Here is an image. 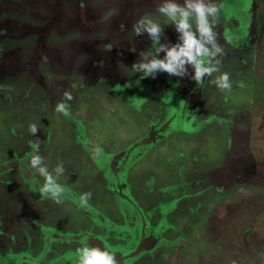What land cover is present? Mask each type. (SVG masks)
<instances>
[{
    "label": "rangeland",
    "instance_id": "1",
    "mask_svg": "<svg viewBox=\"0 0 264 264\" xmlns=\"http://www.w3.org/2000/svg\"><path fill=\"white\" fill-rule=\"evenodd\" d=\"M43 1L1 0L0 5L13 7L18 13L15 14V19L26 24L30 22L36 24L31 20L32 13L47 14L51 3L58 7L57 10L61 7L65 9L63 19L66 22L63 23L67 24L76 14L78 23L75 21V24L68 29H65L66 24L61 23L58 25L59 30L54 28L50 31L47 44L59 47H69L73 41L82 40L84 36L82 31L87 33L90 29L87 28L89 25L87 22L101 27L106 20L111 21L113 17L116 18L117 13L122 12L121 9L125 5L133 7L135 14L140 13V18L150 15L153 20L161 24L165 32L161 43L177 42L178 34L171 22L156 11L157 5L162 0H146L144 4L140 3L141 0ZM134 2L140 3L139 8H135ZM178 2L183 3V0ZM222 2L223 0H218L223 7L220 22L215 30L219 34V43L229 47L227 50L231 53L228 54L225 50L226 55L220 58V72L205 77L207 80L204 78L202 86H197L195 82L191 83L192 86L185 87L187 90L184 92L182 82L185 83L186 78L175 79L174 76L159 73L155 78L156 88H161L164 81L170 80L169 112L165 105L164 108H154L155 99L150 100L146 106L140 104L141 109L136 108L126 99L128 97L126 94H129L133 95L135 102L142 101L138 93L140 94L141 89L146 87L147 79H142L140 73L132 72L131 64L127 60L133 55L129 49L120 57L123 62L117 63L116 68L119 70L116 74L112 72V75H105L104 78L93 79V74H88L87 79H84L85 75L82 77L75 66L81 65L84 56L82 52L77 53L75 47L73 53L77 57L75 56L74 63H69L66 68L60 67L63 64L55 65L58 69L57 74L52 75L51 66L47 65V67L44 64V82L56 86L63 81L75 84V88L70 87L69 90L73 96L71 101H65L60 92L35 93L30 97V91L27 89L17 90L7 85L0 88V98H8L9 96L3 97V95L13 93L10 103H7V99L0 102V167L7 164L18 169L17 167L21 165L18 160H23L21 166L28 172L25 173L27 178L21 171H13L11 167L0 173V204H3L0 212L2 215L0 264H28L26 259L36 261L42 256L40 253L44 239L39 237L43 235L41 232L32 240L35 247L32 252L25 253L28 256L23 255L26 257L24 261L15 263L17 258L4 255L8 248L16 247L13 253H17L24 249L22 247H26L24 235L26 236L25 229L28 225L24 223V215L27 211L34 212L40 217L42 210L43 215L47 213L50 217V221L45 224L59 229L70 227L76 232L77 227L81 228L86 224L84 228L91 234L110 237L111 239L108 238L110 241L105 240L108 241L105 242L98 236L104 246L110 245V249L114 248L117 243L116 236L114 237L115 234L106 228L107 225L119 226L123 223L121 219L124 218V214L120 213L123 206L118 201L117 191L110 188L114 183L109 182V178L116 174L118 178H125L129 189L135 194L139 193L146 184V179L150 178V181L153 179L154 187L150 188L152 191L148 195V198L152 199L153 207H163L161 203H166L170 199V205L178 208L170 216V226L173 228H170V237L169 233L166 236L167 231L163 232V237L170 241V246L158 244L156 249L150 248L154 250L153 258L151 261L150 256H146V264H264V170L252 178H241L239 182L228 180V183L222 185L220 192L207 193V190L210 191V186L217 181L211 179L214 174L217 176L215 163L217 168L224 164L220 170L227 167L225 170L231 172L229 177L236 175L233 167H230V162L238 158L239 152L247 158L246 160L251 155L257 162L264 164V0H228L226 8ZM22 5H25L27 13L21 17L19 15ZM77 6L78 13H75ZM45 7L48 9L45 10ZM255 10H258L255 18L257 23L255 22L256 27L253 30L251 18L255 15ZM1 14L3 18L4 12L2 11ZM11 15L14 17V13ZM234 19L239 20L240 28L237 29V22L235 23ZM229 27L236 30L231 33V30L227 29ZM132 29L133 26L127 31V36L131 38L136 37ZM94 35L101 38L104 34L100 31ZM29 36L32 46L36 33H30ZM26 42L4 41L2 45L7 48L6 51L11 47H17V44L22 49H26L30 47ZM149 44L151 46V41ZM246 45L254 49H246ZM163 55L161 53L160 58H163ZM138 58V56L134 58L135 61L132 63ZM15 63L13 61V64ZM224 72L230 74L232 84L230 90H221L213 83L215 78ZM189 73H192L191 68ZM18 79L20 80L16 81V85L19 86L23 82L21 80L24 79V74L17 73L15 80ZM101 79H106V82L102 80L104 83H96ZM161 79L163 82H160ZM5 80L4 83L14 81V79ZM91 83L94 87L88 90ZM65 87L69 89V86L61 84L60 91H64ZM200 87L201 89L203 87L202 92ZM115 90H118L116 91L118 95ZM174 95L182 102L176 109L172 107L174 106L172 103L176 101L173 99ZM162 96L168 97L167 91L165 95H160ZM157 98L156 103L160 105L161 100L159 96ZM25 101L30 102L31 107L23 106L22 102ZM58 102L68 105L67 117L55 111ZM209 112H214L218 117L223 118L224 129L219 130V127L212 125L203 133L197 128L192 130V125L198 126V120ZM147 120L149 125L144 127ZM30 124H36L39 128L35 135L29 132ZM153 124L156 128L155 138L151 135L145 137ZM79 136H82L83 140L77 142ZM147 137L150 139L147 145L134 146L138 139ZM37 142L40 145L39 155L44 158V165L50 171L58 163H63L65 172L57 177V182L72 194L67 195L71 196V201L64 198L62 203L57 204L50 198L45 199L44 196L40 200L37 198L39 191L30 189L26 185L27 180L28 184L30 181L40 186L44 183L43 177L30 168V158L24 155L31 154V145ZM94 147L103 150L101 156L94 158ZM130 148L135 149L136 152H133L134 155L127 158V161H122L121 156L117 157L119 152L126 153ZM225 148L226 154L222 156ZM141 150V157L135 164L133 157L139 155ZM12 154L16 155L13 159ZM107 155L108 157L114 155L113 160L107 159L109 166L106 162ZM226 159L228 164L225 163ZM120 161L123 163L120 164ZM111 163L112 168H110ZM208 165L212 167L204 168L205 174L197 170L201 166ZM130 168L132 170L127 171ZM124 178L121 180L123 181ZM1 180L8 184H2ZM169 184L170 196L164 191L165 185ZM200 190H203V193L198 196ZM88 192L92 194L88 202L90 207L81 208L79 197ZM220 193L224 195L221 196ZM201 200L205 203L214 202L215 205L212 204L214 208L210 206L212 212L206 206L197 205ZM131 209L134 215L135 207ZM128 211L130 216L126 215L131 220L133 215L129 209ZM103 219L105 224L102 223ZM181 232L182 234H179ZM72 245L76 247L77 243H70V246ZM59 251L62 252L60 249ZM2 256H5V259ZM44 257L46 259V256ZM48 258L53 257L50 255Z\"/></svg>",
    "mask_w": 264,
    "mask_h": 264
},
{
    "label": "flooded vegetation",
    "instance_id": "2",
    "mask_svg": "<svg viewBox=\"0 0 264 264\" xmlns=\"http://www.w3.org/2000/svg\"><path fill=\"white\" fill-rule=\"evenodd\" d=\"M40 2H44L43 0H40ZM144 2H146V0H141L140 3L144 4ZM227 2L228 0H223V4H225V8L227 7ZM0 3L2 4L1 0ZM139 2H134L135 4V8H139L140 6ZM57 4V3H56ZM58 5V4H57ZM139 5V6H138ZM55 4L51 3L50 4V9L48 8H44L45 10L48 9V13L47 14H41L39 12L36 13H32V17L36 22V24H33L32 22L26 24V22H23L21 20H17L15 19V14H18L16 12V10H14L13 7H7V6H2L0 5V88H2L3 86L7 85L13 88H16L17 90L19 89H27V91H30V97L32 95H34L35 93L37 94H42L44 92H46L47 94L49 92L55 94V93H62V98H64V92L66 90H70V87L73 85L72 82H66L63 81L62 83H60V85H64V86H69L65 87L64 91H60V88L56 85H53V83L47 82V81H43L44 79V74H43V67L44 64L47 66H51L52 68V75L57 74L58 73V69L55 67V65H61V68H66V66L68 67L69 63L73 64L76 59V57L74 56V47L77 53H83L82 56H84L81 62V65H77V67L75 66V68H77V71L80 72V74H82V77H84L83 75H85L87 79L88 74L91 75L93 74V79H96L97 77H105V75H112L111 73L113 72V74H116V71H118L119 69L116 68L117 67V63H121L123 61H121V58L126 50H130L134 47L136 49L135 52L131 51V54H133L130 59H127L129 61V63L132 66V62L135 61L133 60L134 58H136L138 56V53L141 50H147L148 48H150V44H149V39L147 36H136V37H128L127 36V31L130 29L131 26L134 25L135 21L138 20L141 16L140 13H136L135 9L133 7H128L127 5H125V7H122L123 9L122 12L117 13L118 17L116 16V18L113 17V19H111V21H107L105 23L102 24V26L100 27L99 25H94L93 23H88L87 22V28L88 32L86 33V31H82V33H84V36L82 37V40L80 39V41H73L69 46V47H59L58 45H54V44H47V40L48 38L50 39V37L48 36L50 31L54 28L58 29V25L62 24H66L63 22H66L63 19V11L65 9H63L62 7L58 9V7H54ZM81 6V5H80ZM82 10V6L80 7ZM21 9V15L19 16H24L25 13H27V10L25 8V5H22L20 7ZM155 9V8H152ZM76 12L78 13V6L76 8ZM2 11L4 12V16L3 18H1L2 16ZM258 10H255V15L251 18L252 22L251 25L253 27H251L253 30L255 29V24L257 23L255 21L256 18V13ZM140 12V11H139ZM14 13V17H12L11 14ZM133 15V16H132ZM76 16V14H75ZM73 17L72 20L70 19V21L66 24V28L68 29L70 26H73L76 23H78V19L76 17ZM235 23L237 22V29L240 28L241 25H239V20L234 19ZM254 21V22H253ZM256 22V23H255ZM85 23V22H84ZM254 23V24H253ZM120 24H122L123 26H120ZM85 26V25H84ZM195 26V25H194ZM231 30V33H233L236 29H232L231 27L227 28ZM59 30V29H58ZM36 31V32H35ZM100 31H103V36L100 38V36H95L94 34L99 33ZM36 33V38H35V42L33 43L32 46H30V33ZM97 32V33H96ZM87 34V35H86ZM19 40H24L27 41L26 43H28V45L30 47L26 48V49H22L18 44L17 47H11L9 48V50L6 51L7 48H4L2 45V42L4 41H19ZM136 42V43H135ZM68 45V44H67ZM103 45H105V47H103ZM110 45L111 46V50L108 51L106 50V46ZM64 46V45H63ZM241 46V45H240ZM27 47V45H26ZM118 48V50H117ZM225 50H227L228 48L225 46L224 47ZM115 49V50H114ZM246 49H254L250 48V46L246 45ZM25 50V51H24ZM228 54L231 53V51H228ZM76 54V53H75ZM128 54V55H131ZM49 58L50 62H49ZM53 59V60H52ZM126 60V61H127ZM13 61L16 62L15 64H13ZM45 66V68H47ZM105 68V69H104ZM17 73H23L24 74V79H22L21 81L22 84L21 85H16V74ZM64 74V73H63ZM66 75V74H65ZM162 75V74H161ZM160 75V76H161ZM116 76V75H115ZM142 78V77H141ZM175 79H177L178 77H174ZM186 78V82L184 83V81L182 82V86L183 88H189L191 87V83H193L194 81ZM208 78V77H207ZM207 78H205L207 80ZM5 79H14V81L8 82V83H4V81H6ZM78 80V79H77ZM102 80H105L104 82H106V79H101L100 81H96V83L98 82H103ZM62 81V80H61ZM103 82V83H104ZM160 82H163V80L161 79ZM207 82V81H206ZM78 82H76L77 84ZM93 83V81H92ZM89 84L90 86L87 88L89 89H93L94 85ZM154 83H156L155 79H146V87L142 88L141 93L138 95H140L142 101L139 102H135V100L133 99V95H129L126 94L128 97L126 98L128 101H131L133 103V106H135L136 108L139 107V109H141L140 104L143 105H147L150 103V100L155 99V103L153 104L155 107L154 108H164L163 105H165V107H167V112H169V108H170V80L164 81L163 82V86L161 88H156L154 86ZM204 83V81H203ZM48 86H47V85ZM51 84V85H50ZM157 84V83H156ZM37 87H36V86ZM111 85V84H109ZM23 86V87H21ZM78 86V84L76 85ZM114 86V85H113ZM113 86H110V88H113ZM21 87V88H20ZM244 87V86H243ZM72 88V87H71ZM109 88V89H110ZM183 89V92L187 89ZM203 89V87H202ZM200 87L201 92L203 91ZM54 90V91H53ZM118 90H115V93L117 94ZM167 91V95L168 97H160V95H165V92ZM174 91V90H173ZM18 93V92H17ZM179 93V92H178ZM176 93L177 95H180ZM134 94V93H133ZM175 94V92L173 93ZM50 95V94H49ZM118 95V94H117ZM156 95L159 96V99L161 100V104L157 105V101H158V96L155 97ZM7 97L8 98H0V102L3 100H8L7 103H10V100L13 97V93L9 92L6 95H3V97ZM49 96H47L48 98ZM32 99V98H31ZM140 99V100H141ZM173 99H175L176 101L172 104H174L173 109H176L177 107L181 106V99L177 98L176 95L173 96ZM30 100V99H29ZM159 100V101H160ZM14 102V101H13ZM12 102V103H13ZM21 103V102H20ZM30 102H22V105L25 107H31V104H29ZM164 103V104H163ZM139 105V106H138ZM152 105V107H153ZM201 107V106H199ZM198 109V107H197ZM170 114V113H169ZM203 114V113H202ZM218 114H215L214 112H209L206 114L205 117H202L201 120H198L199 124L198 126L192 125V130L199 129V132L205 131L208 127L210 126H217L219 127L218 129H224V123H223V118H220L217 116ZM170 119H173L170 117ZM169 119V122H170ZM148 120L145 123L146 125H149ZM165 126V125H164ZM152 129H149L147 135H151L155 138V130L156 128L154 127V124L151 127ZM157 129H162V127ZM201 133V134H202ZM227 137V136H226ZM148 138V137H147ZM143 138L141 140H137V142L134 144L135 147L137 146H144L147 145V141L150 140L149 138ZM152 138V137H151ZM79 140H83L82 136H79V138L77 139V142ZM18 144V142H16ZM247 145H248V141H247ZM134 147V148H135ZM135 150V149H134ZM133 149H129L127 150L126 153H118V158L120 157V159L122 161L126 160L127 158H130L134 151ZM226 148L225 151L223 152L222 156H225L226 154ZM147 151V150H146ZM32 152V150L30 151V153ZM142 150L138 153L139 155H137L136 157H133V162L135 164H137V159L139 157H141L140 155ZM16 154V153H13ZM12 154V159L14 156ZM115 154V153H114ZM24 155H27V157L30 158V154L29 153H25ZM114 158L113 156H106V162L108 165V160ZM108 159V160H107ZM228 159V157H227ZM226 159V164H228V161ZM247 158L244 157L242 155L241 152H239L238 154V158H235L233 161L230 162V167H233V171L236 172V175H232V177H229V174H231V172L226 171L225 169L220 170L222 167H224L223 165H219V168H217V163H215V171H217V176H215V174L212 176L214 181H216V184L211 185L210 186V192L209 190H207V193H218L221 191L222 185L228 183V180H233L234 182H239V180L242 179H248V178H252V176L258 175L261 173V171L264 170V164L263 163H259L257 162L253 157H251V155L249 156V159L246 160ZM15 160V159H14ZM105 160V159H104ZM113 160V159H112ZM118 161V160H117ZM5 162V161H4ZM11 162V160H10ZM14 162V161H13ZM19 163H23V160L19 161ZM101 164V161L99 162ZM123 163L120 161V164ZM127 163V162H125ZM5 164V163H4ZM128 164V163H127ZM20 165V164H19ZM18 166V169H14L13 165L12 166H8L6 165H2L0 167V173L4 172L5 169H7L8 167H11V169L13 168V171H21L22 175H24V177L27 178V171H25L24 168H22L23 166ZM6 166V167H5ZM109 166V165H108ZM126 166V165H124ZM123 166V167H124ZM211 165H208L206 167H199L197 168L198 171L202 172V174H205L206 171L204 170V168L210 167ZM101 167V166H100ZM212 167V166H211ZM110 168H112V163L110 164ZM128 168V165H127ZM134 168V166H133ZM126 168L124 167V170ZM113 170V169H112ZM132 170V168H130L127 171ZM126 171V172H127ZM113 172V171H112ZM1 176V175H0ZM218 179H217V178ZM124 177H119L116 174L113 175L112 177H110L109 182L113 181L114 184H112V186H110L111 189H115V191H117V195L119 196V202L121 203V205L123 206L122 209H120V213L124 214V218L121 219L123 221V223H120L119 226L117 225H107V230L108 231H112L116 236L115 239H117V243H115L114 248L110 249L111 246H104L102 243V239L108 240L110 241V237H104L101 234L99 235H95V234H91L90 232L87 231V229L84 228V226H86V224H84L81 228L77 227L75 229L76 232L72 231L74 230V228H70V227H61V229H59L58 227L55 226H50L48 224H45V222L47 223L48 221H50V217L47 215V213H45V215L42 214V210H40L41 215H39L40 217H38V215H35L34 212H24V217H25V221L24 223H26V225H28V227H26L25 229V234L24 235V243L26 245V247H22V251L21 252H17V253H13V249H16L11 247L8 248L9 250L7 251L6 254H4L5 256H9L10 258H17V260L15 261V263H20L22 261H24V259L26 257H24L23 255L28 256L25 253L28 252H32V249L35 248L33 247V241L35 239V236H37V234H39V232H41V237L42 239H44L43 246H42V250L40 255H42L41 257L39 256L38 259H36V261H31V259H26V262H28V264H77V249L82 248L84 246L87 245H92V246H102V248H107L108 250L112 251L113 253H115L116 255V259L120 261V264H132L134 261V264H146L147 260H146V256L149 257L150 256V260L152 261V256L154 253V248L156 249V246L162 245L163 246H170V241L165 240L166 238L163 237V232L167 231V235L169 233V237H170V228H172V226H170V216L171 214L178 209L177 207L175 208L174 206L170 205V199L166 202V203H161L163 205V207H158L155 208L152 205V199L148 198L149 193L152 191L150 190V188H153V183L155 181H153V179L150 178L146 179V184L143 185V187L140 189V192L135 194L134 192L131 191V189H129L127 182L124 180L122 181L121 179H123ZM209 181V180H208ZM2 184H8L5 183L4 181H2ZM26 182V181H25ZM27 182H29L27 180ZM26 182V185H28V187L30 189H37L38 187H40L39 184H35L34 181H30V183L28 184ZM125 185H124V183ZM204 182V179H203ZM202 184V182H201ZM218 185V186H216ZM231 187V186H230ZM204 188V187H203ZM38 191V190H37ZM112 191V190H111ZM164 191H166V193L170 196V184L169 185H165ZM114 193V192H113ZM200 193V194H199ZM199 193L197 194L198 196H201V194L203 193V190H200ZM67 195H72L69 194V190L66 192V195L63 197V199H67L69 201H71V196H67ZM220 195H224V193H220ZM117 196V197H118ZM192 195L190 194L189 197H191ZM37 198L38 199H43L42 195L40 194V192L37 194ZM170 198V197H169ZM45 199H48L45 197ZM73 201V200H72ZM165 202V201H164ZM28 204V203H27ZM126 204V205H125ZM212 204H214V202H207L205 203L203 200H201L200 203H198V206H206L207 208H209L210 210V206H212ZM221 204V203H220ZM219 204V205H220ZM29 205V204H28ZM215 205V204H214ZM214 205L212 206V208H214ZM33 206V205H31ZM135 207V212L133 215L132 209L131 207ZM40 207V206H39ZM3 208V204H0V212L2 211ZM40 209V208H39ZM51 209V208H50ZM130 210V212L133 215V218L131 220L128 219V216L126 214H128L130 216L129 211L127 212V210ZM212 212V210H210ZM127 212V213H126ZM37 216V219H36ZM127 219H126V217ZM2 215L0 213V222L2 221ZM102 223L105 224V220H102ZM20 224V223H19ZM102 225V224H101ZM104 226V225H103ZM173 229V228H172ZM0 232H2V229H0ZM20 232L22 233V230H20ZM24 233V232H23ZM118 233V234H117ZM165 233V234H166ZM179 234H182L179 233ZM101 237L102 239H99V237ZM165 236V237H166ZM178 237L180 235H177ZM33 239H30V238ZM113 237V236H111ZM110 238V239H108ZM12 240V239H11ZM105 241V242H108ZM75 242L77 243V246H70V243ZM120 242V243H119ZM15 243V241L13 242ZM55 243V244H54ZM156 244V245H155ZM79 245V246H78ZM150 248H153L150 250ZM59 249L62 251L60 252ZM56 251H58V253H56ZM13 253V254H12ZM30 254V253H29ZM52 256L53 258H48L49 256ZM56 255V256H55ZM5 256H2L5 259ZM46 256V259L45 257ZM43 257V259H42ZM33 259V258H32ZM42 259V260H41ZM145 261V262H143Z\"/></svg>",
    "mask_w": 264,
    "mask_h": 264
},
{
    "label": "clouds",
    "instance_id": "3",
    "mask_svg": "<svg viewBox=\"0 0 264 264\" xmlns=\"http://www.w3.org/2000/svg\"><path fill=\"white\" fill-rule=\"evenodd\" d=\"M223 5L218 0H162L156 11L167 21H170L177 35V42H164V28L150 15L142 16L133 25L136 36L147 34L151 47L138 53V60L131 66L133 73H140L142 79H155L159 73H166L170 77L192 80L197 86H202L205 77L220 72L221 59L226 55L224 46L218 41L219 34L215 30L220 22V13ZM195 25V26H194ZM110 51L111 46H106ZM131 51L135 52L133 47ZM163 53V58H160ZM189 68L192 73H189ZM213 83L221 90H230L232 87L230 74L221 73ZM75 88V84L71 86ZM65 101H71V91L64 92ZM55 111L67 117L68 105L58 102ZM39 128L36 124L29 125V132L35 135ZM39 143L31 145L30 168L34 169L44 183L37 189L40 194L50 198L55 203L63 202L66 188L57 182V177L65 172L63 163H58L51 171L44 165V158L39 155ZM103 150L94 147V158L102 155ZM91 193H83L79 197L80 207H90ZM77 264H120L115 253L100 246L87 245L77 249Z\"/></svg>",
    "mask_w": 264,
    "mask_h": 264
},
{
    "label": "trees",
    "instance_id": "4",
    "mask_svg": "<svg viewBox=\"0 0 264 264\" xmlns=\"http://www.w3.org/2000/svg\"><path fill=\"white\" fill-rule=\"evenodd\" d=\"M242 88V87H241Z\"/></svg>",
    "mask_w": 264,
    "mask_h": 264
}]
</instances>
